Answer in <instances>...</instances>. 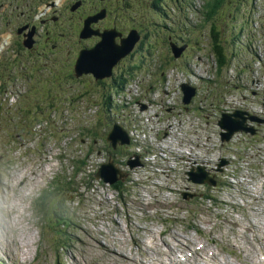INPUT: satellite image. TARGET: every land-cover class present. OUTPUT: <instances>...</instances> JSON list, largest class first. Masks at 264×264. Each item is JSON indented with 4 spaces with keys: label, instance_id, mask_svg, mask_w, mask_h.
I'll use <instances>...</instances> for the list:
<instances>
[{
    "label": "rangeland",
    "instance_id": "obj_1",
    "mask_svg": "<svg viewBox=\"0 0 264 264\" xmlns=\"http://www.w3.org/2000/svg\"><path fill=\"white\" fill-rule=\"evenodd\" d=\"M11 1L0 0V201L14 206L0 210V264H264V137L237 134L223 144L217 120L226 105L261 107L235 97L249 96L244 85L264 89V0H143L138 47L115 66L118 74L98 81L77 76L65 54L61 63L41 42L32 56L24 48L29 36L33 46L48 37L56 16L71 26L76 0ZM14 11L21 29L11 35L1 21ZM96 38L92 31L63 40L84 50ZM172 45L184 46L180 58ZM224 83L220 100L214 95ZM183 85L198 92L188 111ZM135 86L147 112L126 102ZM27 117L34 119L28 133L19 124ZM131 119L133 129L144 121L151 142L138 136L144 147L133 138L131 147L113 151L107 136L120 125L129 132ZM232 119L240 131L252 125L244 115ZM94 133L99 140L86 136ZM135 154L144 165L130 171ZM110 155L130 172L125 190L94 177ZM222 159L230 164L216 188L189 182L191 167L218 170ZM50 186L58 193L47 194ZM48 208L65 219L49 217ZM58 224L65 249L56 246H64ZM171 236L177 241L168 248L177 255L156 247Z\"/></svg>",
    "mask_w": 264,
    "mask_h": 264
},
{
    "label": "flooded vegetation",
    "instance_id": "obj_2",
    "mask_svg": "<svg viewBox=\"0 0 264 264\" xmlns=\"http://www.w3.org/2000/svg\"><path fill=\"white\" fill-rule=\"evenodd\" d=\"M126 1L127 0H76V3L72 4V9H74L73 11H76L79 7L81 8L73 16L74 18H76V20H72L73 24H71V26L69 27H66L61 21V17L56 16L58 23L51 28L48 37L42 40L39 35V39H37V43L35 44L33 50H28L24 47L28 52V54L26 55L29 57L32 56L33 53L37 52L38 43L41 42L47 48L50 55L55 57L61 63H62V59H61L62 54H65L66 63L74 64L78 54L84 50L76 49L73 45H68L66 41L63 40V38L68 39L70 37H78L79 40L84 39L85 38L84 33H81V31L84 27L85 20L100 12L104 13V17L98 20L97 22L91 24V29L94 32L98 33L96 34L97 35L96 42H99L101 40L100 37L101 34H103L104 32H111L115 43L120 44L122 39L128 36L130 32L132 31L138 32L139 31L138 28L142 27L140 25V22L142 19L141 12L144 6L143 0H132L129 4L124 6ZM11 2H13L14 4V0ZM111 2H114V4H111ZM42 3L50 4V0H45V2ZM153 5L156 6L155 3ZM58 10L59 9L55 8V12ZM150 10H154V8H151ZM158 10L161 9L159 8ZM24 15L25 13H23L22 17ZM17 17L18 16H15V11L12 12L7 17H5L1 21L2 31H3V27H6L7 32H12L11 35H13L15 34L16 30L18 29L20 30L21 27H17L16 30L14 28V21H17L16 20ZM45 19L46 17H42V20ZM27 24H31V23L27 22ZM30 31L32 33V30ZM17 36L20 38L21 41L22 39L20 35ZM78 45L81 46L82 43L79 41ZM10 48L8 49L4 48L2 52L4 50L8 52L10 51ZM16 48H17L16 46L13 47L12 48L13 51H15ZM91 48L92 47L85 49H91ZM20 55H22V53ZM27 62L32 67V74H36L35 60H33L32 62L31 60L29 61L28 59ZM262 117L264 118V115H262ZM259 130H261V128H259Z\"/></svg>",
    "mask_w": 264,
    "mask_h": 264
},
{
    "label": "water",
    "instance_id": "obj_3",
    "mask_svg": "<svg viewBox=\"0 0 264 264\" xmlns=\"http://www.w3.org/2000/svg\"><path fill=\"white\" fill-rule=\"evenodd\" d=\"M97 17L90 18L87 23L85 30L82 32L84 36H88V31L90 30V24H92ZM32 36H29L26 39L25 44L28 48L33 47L34 41H31ZM139 38L135 36V34H130L128 38L122 41V45H117L114 41L113 36L110 32H106L102 35V41L97 44V46L91 50H84L81 52L75 67L76 75L82 76L84 74L92 73L96 77L97 80H103L105 78H109L112 76V70L114 66L124 57L129 55L132 50L134 49L135 45L137 44ZM173 52L175 57L180 56L181 49H177L173 47ZM187 86L184 85L183 90L186 92V102H190V99L195 95V91L193 89L186 88ZM242 115V114H240ZM239 115V116H240ZM238 116V114L236 115ZM221 126L225 129L231 130L230 135L223 134V140L229 141L232 135L235 133L234 131H240L238 126L236 127L239 122L237 120H233L231 116H224L220 121ZM113 141L114 146L116 147L119 140H122L123 143H127L128 139L125 137V133L120 129L117 128L113 131L111 137L109 138ZM139 163H133L132 167L137 166ZM116 170L113 165H109L105 168L104 171L98 177H105L106 180H110L112 183L116 180ZM192 179L195 182L204 183L209 181L211 184L216 185V181L208 180V178H204L200 175V173L195 174L191 173Z\"/></svg>",
    "mask_w": 264,
    "mask_h": 264
},
{
    "label": "bare ground",
    "instance_id": "obj_4",
    "mask_svg": "<svg viewBox=\"0 0 264 264\" xmlns=\"http://www.w3.org/2000/svg\"><path fill=\"white\" fill-rule=\"evenodd\" d=\"M176 31V30H175ZM178 32V31H177ZM194 32H197L196 31V26H194ZM32 35L34 36V31H32ZM28 39V38H27ZM31 41H33V37L31 39ZM123 44V43H122ZM262 101V100H260ZM236 103V102H235ZM237 105V104H236ZM248 129L250 130V126L248 127ZM5 134H2L7 140L9 139V134H8V129H6L4 131ZM147 149H148V146H146ZM127 176L129 177L130 176V172H127ZM10 194L12 193L11 190H9ZM258 202V201H257ZM45 220H52L50 219L49 217H46ZM255 226V225H254ZM178 235V234H176ZM260 235V234H259ZM181 235H178L177 239L180 237ZM177 239H172V236H171V239H161V241L156 244V247L160 250L161 253H164V249L165 247H167V253H173L174 255H177V251H172L171 248H168L169 244L173 241H177ZM251 239V238H250ZM249 243V242H248ZM192 242L188 241L187 243V246L188 247H192ZM100 248L103 249L104 251H107V252H111L113 253L110 248L108 247H104L102 244L100 245ZM216 257V256H215ZM154 259V257L150 254V252H147L145 255H144V260H146V262H152ZM135 260H137V264H142L140 262V260L138 258H135ZM252 263V262H251Z\"/></svg>",
    "mask_w": 264,
    "mask_h": 264
},
{
    "label": "clouds",
    "instance_id": "obj_5",
    "mask_svg": "<svg viewBox=\"0 0 264 264\" xmlns=\"http://www.w3.org/2000/svg\"><path fill=\"white\" fill-rule=\"evenodd\" d=\"M14 205H9L4 203L3 201H0V210H4L7 211L10 209V207H13ZM13 219H15V217H13Z\"/></svg>",
    "mask_w": 264,
    "mask_h": 264
}]
</instances>
